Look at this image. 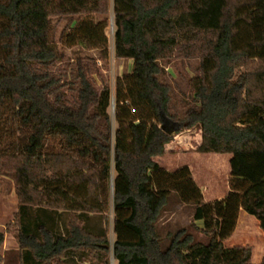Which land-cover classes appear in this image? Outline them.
Wrapping results in <instances>:
<instances>
[{
	"label": "trees",
	"instance_id": "obj_1",
	"mask_svg": "<svg viewBox=\"0 0 264 264\" xmlns=\"http://www.w3.org/2000/svg\"><path fill=\"white\" fill-rule=\"evenodd\" d=\"M108 1L0 0V167L16 178L21 263L111 264L112 254L116 264H254L251 246L224 240L241 208L264 231V0H114L116 56L133 60L117 79L115 128L110 87L94 79L98 59L58 67L65 53L51 24L52 15H105ZM107 26L82 20L70 44L105 61ZM176 52L200 59L182 110L161 62ZM161 109L201 128L197 151L232 153L224 198L205 201L188 166L155 160L174 137ZM53 141L59 150L47 151ZM173 193L194 206L207 243L181 229L163 247L157 222Z\"/></svg>",
	"mask_w": 264,
	"mask_h": 264
},
{
	"label": "rangeland",
	"instance_id": "obj_2",
	"mask_svg": "<svg viewBox=\"0 0 264 264\" xmlns=\"http://www.w3.org/2000/svg\"><path fill=\"white\" fill-rule=\"evenodd\" d=\"M104 18L108 19V26L105 29V34L108 38L107 48L109 53L108 59L105 61L100 58L99 49H89L81 41H73L74 43L70 44L71 39H73L72 31L78 22L82 20L99 22ZM51 24L54 40L65 53V59L58 63V67H70L69 64L73 63V61L79 57H93L98 59L99 69L94 73V79L96 85L100 89L105 85L110 87L111 104L108 111L111 114L113 127L115 128L117 79L132 71L133 60L121 59L116 56L114 39V0L108 1V11L105 15H52ZM161 62L165 66V74L163 77L167 82L172 84L174 89V101L177 103L178 109L182 110L185 100L189 98L191 93L190 78L200 74V72L197 71L200 65V59L196 54L191 57H186L184 54L176 52L175 55H172L170 60H163ZM241 70L244 71L245 68ZM181 129L179 133L174 135V142L167 149L165 156L167 161L169 163L174 161V163L178 165L190 164L194 166L192 175L195 181L197 180L196 182L199 186L203 184L204 187H207L209 190L212 189V186L219 188L223 185L224 187L228 181L226 178L229 177V174H224V162L211 158L196 160L192 157L191 153L195 151L199 143V126L195 125L190 129L183 126ZM46 150L57 151L59 150V146L53 141L47 145ZM204 187L203 189L201 187L202 192ZM72 192L81 198L85 196V191L81 188L76 187ZM75 203V199L69 201L70 205H74ZM18 209L19 198L16 190V178L13 173L3 171L0 167V233L4 236L0 251V264H19L20 261L19 250L14 249L17 247L16 238L18 237L19 231ZM106 214L108 217V236L113 246L115 241L114 208L111 198ZM193 215L194 206L181 203L177 194L173 193L168 204L163 208L157 222V229L162 239L163 247L169 244L171 239L169 235L171 236L181 229H185L188 234L192 235L194 243H206L209 241V237L202 229L203 227H199L201 223H196L193 219ZM110 260L111 264H116L112 254ZM82 264H89V261L85 260Z\"/></svg>",
	"mask_w": 264,
	"mask_h": 264
},
{
	"label": "crops",
	"instance_id": "obj_3",
	"mask_svg": "<svg viewBox=\"0 0 264 264\" xmlns=\"http://www.w3.org/2000/svg\"><path fill=\"white\" fill-rule=\"evenodd\" d=\"M199 130H200L199 140H198L199 143H198L197 147L202 142V131H201L200 127H199ZM173 142H174V140H172L170 143H168L166 145L165 153L163 155L155 157V160L169 171H175L178 168L182 167L183 165H188L191 168V171L193 173L194 166H192L190 164L178 165V164H175L174 161L172 163H169L167 161V159L165 157L166 152H167L168 147ZM197 147L195 148V151L191 153L192 157L194 159H196V160H198V159L205 160V159H209V158L217 159L220 162H224V168H223L224 174L225 173L229 174V177L226 178V180H228V181L226 182L224 187H223V185H222V187H219V188H215L212 186V189L209 190V189H207V187L205 188L203 184H202V186L200 185V187H202V189L204 187V190H203L204 200L208 202V201H214L217 199L224 198L228 194V192L230 191L229 181H230V174H231L230 162H231V158L233 156L232 153H216V152L202 153V152L197 151ZM195 222L201 223V225H199L200 228L203 227L202 221H195ZM16 239H17V241H16L17 247L14 249L19 250L18 237ZM200 243H204V242H200ZM224 245L227 247H233V246H239V245L251 246L252 247L251 261L254 264H260L264 259V231L260 226V221L254 215L249 214L246 210L241 208L240 212H239L238 221H237L235 231L233 232V234L228 239L224 240ZM19 260H20V258H19ZM19 264H22L21 261H19Z\"/></svg>",
	"mask_w": 264,
	"mask_h": 264
},
{
	"label": "water",
	"instance_id": "obj_4",
	"mask_svg": "<svg viewBox=\"0 0 264 264\" xmlns=\"http://www.w3.org/2000/svg\"><path fill=\"white\" fill-rule=\"evenodd\" d=\"M161 116V129H163L166 133L174 136L178 130H180L184 124L182 122L174 121L170 119L165 112L161 109L160 110Z\"/></svg>",
	"mask_w": 264,
	"mask_h": 264
}]
</instances>
